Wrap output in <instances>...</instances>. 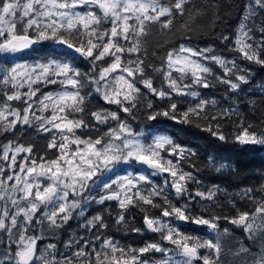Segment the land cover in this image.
<instances>
[{"label": "snow or ice", "instance_id": "snow-or-ice-1", "mask_svg": "<svg viewBox=\"0 0 264 264\" xmlns=\"http://www.w3.org/2000/svg\"><path fill=\"white\" fill-rule=\"evenodd\" d=\"M209 10L213 23L223 19L218 0H0V264H221V236L234 230L247 243L238 241L232 255L240 264H264V186L259 193L241 189L239 197L253 207L233 204L235 215L195 209L204 203L220 207L223 190L213 185L189 191L190 183L201 182L181 161L194 150L156 126L161 118L202 121L201 130L218 141L264 148V131L242 119L225 135L221 122L238 115V102L213 112L217 101L201 92L215 80L238 95L250 70L237 60L264 66V0H245L239 26L218 34L234 57L216 54L214 46H191ZM154 30L183 41L162 52L157 46L152 55L159 56L158 65L145 64ZM45 42L66 48L79 63L55 51L24 59ZM211 64L223 74L216 76ZM149 72L158 74V82ZM48 86L55 87L41 91ZM137 119L146 122L143 127L133 128L130 121ZM29 134L45 140L42 149L22 142ZM208 163L217 172L228 167L211 158ZM106 201H116L118 228L137 208L144 228L130 231L158 239L122 245L108 232L110 206L88 215L91 205ZM153 209L157 215L150 214ZM71 220L79 234L50 239ZM176 222L205 226L211 235L187 234Z\"/></svg>", "mask_w": 264, "mask_h": 264}, {"label": "trees", "instance_id": "trees-1", "mask_svg": "<svg viewBox=\"0 0 264 264\" xmlns=\"http://www.w3.org/2000/svg\"><path fill=\"white\" fill-rule=\"evenodd\" d=\"M195 3L201 2V0H194ZM208 2V0H205ZM219 3V16L223 19H218L216 23H213L212 10H209L208 15L203 19L200 30L193 36L191 40V46L193 47H208L214 46L216 54H222L227 57H234L236 53L229 52L225 47L220 44L217 36L220 32H233L241 22V13L243 12L245 0H218ZM261 17H264V13H261ZM257 35H259L257 33ZM178 42V37L173 34H160L153 31L148 37V56L145 59V64H159V56H153V50L159 46V51H163L164 48H169ZM62 53L67 58L74 59L79 63L80 58L74 53L69 52L66 48L54 49L49 43L36 46V50L25 54L24 59L31 62L33 58L43 59L45 56H50L53 52ZM237 64L244 69L250 70L248 73L249 82L247 84H241V90L238 95L233 96L228 91V86L217 83L215 80L211 81V87L207 89H201L202 95L207 99H215L217 101V107L211 109L215 112L219 108H227L230 105L236 106L238 102V115H234L231 120L222 121L221 126L226 136H231L235 131V124L238 119H242L244 123L251 124L253 129L257 132L264 131V66L259 64L250 63L244 60H237ZM216 76L223 74L222 69L215 64L210 65ZM83 70V69H82ZM153 75L158 82V74L149 72ZM243 74V73H241ZM55 86H48L41 89L42 92H47ZM39 95V94H38ZM146 99H151L146 97ZM183 99V98H181ZM114 107V106H113ZM133 128L143 127L146 123L141 119L136 121H130ZM156 123V122H151ZM199 124V127L196 126ZM157 128L163 130L162 134H167L174 141L175 144L185 148L193 149L195 155L188 161H181V166L186 170L193 173L195 177L200 180V184L190 183L188 185L189 191L199 189L201 191L209 189L213 185H218L223 191L218 194V204L220 207L212 208L211 204H194L195 209L208 208L211 214L218 216H232L235 215V210L232 205L236 204L237 207L242 209H250L253 205L246 199L239 197L241 189L247 187H253L259 193L262 186H264V148L245 147L236 144L231 138L227 142H221L212 137L209 133L202 131V121H196L195 124H181L176 121H171L166 118H161L157 123ZM31 133V130H29ZM3 138L0 137V140ZM24 143H35L39 147H43L45 140L36 136L35 134H29L22 138ZM211 158L214 164L225 163L228 167L222 169L220 172L215 171L214 167L208 163V159ZM175 159V158H173ZM194 166V167H193ZM139 167V165L134 166ZM128 169V171H133ZM124 174L123 171L118 175ZM156 183H160V177H155ZM173 202H176L173 197ZM259 198V197H258ZM110 206L112 215L105 216L106 221L109 224V235L114 236L119 242L124 245L142 246L146 242L158 239V234L144 231L142 233H134L130 231L131 228H144L143 225V213L137 208L129 209L127 213L128 223L124 228H118L113 220L116 212V201H106L104 205L93 204L90 206L88 215H95L98 212L104 213ZM152 215H157L158 210L153 209ZM199 214V212H197ZM180 225V231L194 236H201L208 238L211 235L209 229L205 226H198L191 223L176 222ZM223 227H230L225 221H221ZM78 223L75 220L69 221L63 229L58 230V234L55 240H65L70 233H80ZM45 236H50L47 229L44 231ZM240 240L244 239V235L240 230H234L232 233ZM48 241H41L38 244V248ZM59 246V245H58ZM203 251V250H202ZM150 257H158L159 254H147Z\"/></svg>", "mask_w": 264, "mask_h": 264}, {"label": "rangeland", "instance_id": "rangeland-1", "mask_svg": "<svg viewBox=\"0 0 264 264\" xmlns=\"http://www.w3.org/2000/svg\"><path fill=\"white\" fill-rule=\"evenodd\" d=\"M232 236H221V245L223 249L220 255L221 264H240V258L233 256L232 250L235 249L238 241L243 243L244 241L236 236H234L235 239H233Z\"/></svg>", "mask_w": 264, "mask_h": 264}, {"label": "water", "instance_id": "water-1", "mask_svg": "<svg viewBox=\"0 0 264 264\" xmlns=\"http://www.w3.org/2000/svg\"><path fill=\"white\" fill-rule=\"evenodd\" d=\"M149 232V231H148ZM151 233V232H150Z\"/></svg>", "mask_w": 264, "mask_h": 264}]
</instances>
